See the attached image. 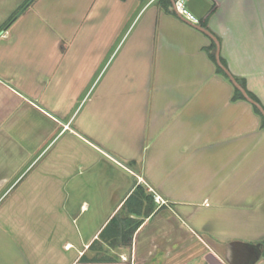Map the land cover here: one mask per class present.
Here are the masks:
<instances>
[{
    "label": "crops",
    "instance_id": "crops-1",
    "mask_svg": "<svg viewBox=\"0 0 264 264\" xmlns=\"http://www.w3.org/2000/svg\"><path fill=\"white\" fill-rule=\"evenodd\" d=\"M186 5L264 106V0ZM171 11L0 0V264H264V127Z\"/></svg>",
    "mask_w": 264,
    "mask_h": 264
},
{
    "label": "trees",
    "instance_id": "trees-1",
    "mask_svg": "<svg viewBox=\"0 0 264 264\" xmlns=\"http://www.w3.org/2000/svg\"><path fill=\"white\" fill-rule=\"evenodd\" d=\"M159 4H161V6L164 8L165 11H167L169 13H173L171 11L172 5H171L170 0H159ZM215 10H216V5L214 4L211 7L209 13L207 14V18H209L215 12ZM17 14H18V12H17ZM17 14H15L14 17H16ZM14 17H12L11 20ZM200 23H201V26L204 25L202 22H199V24ZM205 51L207 52L211 61H213V63L215 64L216 72L221 74L222 76H224L226 79H228L227 76L224 74V72L216 65L215 56H214L215 44L213 41L211 42L210 47L208 49H205ZM220 59H221V63L223 64V66L227 68V66H226L225 62L222 60V58H220ZM235 79L245 89V91L247 92L249 97L262 106L260 101L251 92H249L246 89V85H245L244 80L238 79V78H235ZM231 100L232 101H237V100H244L245 101V99L240 94V92L238 90H236L235 88H234V92H233V96H232ZM252 107L255 110L256 114L261 119V126L264 127V118L262 117L260 112L253 105H252ZM262 107L264 109V106H262ZM149 198L150 197L148 195H146L144 188L141 186H137L136 189L134 190V192L132 193V195L127 199V201L125 203L127 206L128 212L130 214H133V215H140L142 213L144 201L149 202V200H150ZM150 213H151V209L147 208V207L143 211V214L145 216L149 215ZM140 223H141V221H138V220L128 219V220L122 221L117 216L113 217L111 219V221L108 223V225L102 230V232L99 235V238L103 241H108V239L110 237H115V238H117V237L121 238L122 237L123 245L130 244L132 236H133L134 232L136 231V229L139 227ZM121 224H122V226H121ZM115 242L117 243L118 240H112L110 242V245L114 246ZM90 247L93 248L94 245L92 244ZM84 259L85 258H83V260Z\"/></svg>",
    "mask_w": 264,
    "mask_h": 264
},
{
    "label": "water",
    "instance_id": "water-1",
    "mask_svg": "<svg viewBox=\"0 0 264 264\" xmlns=\"http://www.w3.org/2000/svg\"><path fill=\"white\" fill-rule=\"evenodd\" d=\"M170 2L172 4V6H173L174 5L173 0H170ZM191 25L194 28H196L197 30H199L200 32L204 33L206 36H208L214 42V44H215L214 56H215L216 65L224 72V74L227 76L228 80L231 82L233 87L240 92V94L243 96L245 101H247L248 103L253 105L260 112L262 117L264 118V109H263V107L259 103L255 102L253 99H251L249 97V95L247 94L245 89L237 82V80L230 73V71L226 67H224L223 64L221 63L219 41L215 38V36H213V34L211 32H209L207 29L203 28L202 26L194 25V24H191Z\"/></svg>",
    "mask_w": 264,
    "mask_h": 264
},
{
    "label": "built area",
    "instance_id": "built-area-1",
    "mask_svg": "<svg viewBox=\"0 0 264 264\" xmlns=\"http://www.w3.org/2000/svg\"><path fill=\"white\" fill-rule=\"evenodd\" d=\"M186 1L187 0H173L174 5L172 7L174 12L183 20L194 25H199L198 18L187 9Z\"/></svg>",
    "mask_w": 264,
    "mask_h": 264
},
{
    "label": "rangeland",
    "instance_id": "rangeland-1",
    "mask_svg": "<svg viewBox=\"0 0 264 264\" xmlns=\"http://www.w3.org/2000/svg\"><path fill=\"white\" fill-rule=\"evenodd\" d=\"M29 3V2H28ZM186 7H187V5H186ZM187 9L189 10V8L187 7ZM190 11V10H189ZM191 12V11H190ZM107 69V68H106ZM106 75H107V70H106V73H105Z\"/></svg>",
    "mask_w": 264,
    "mask_h": 264
}]
</instances>
